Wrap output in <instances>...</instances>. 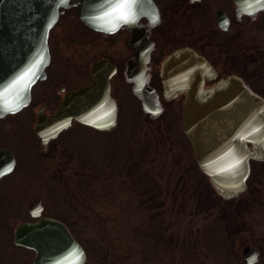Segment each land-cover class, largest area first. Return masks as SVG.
<instances>
[{
	"label": "flooded vegetation",
	"instance_id": "af4514ba",
	"mask_svg": "<svg viewBox=\"0 0 264 264\" xmlns=\"http://www.w3.org/2000/svg\"><path fill=\"white\" fill-rule=\"evenodd\" d=\"M70 4L73 6L59 15L49 31L48 58L44 60L42 72L30 86L29 93L19 88L22 83L11 82L9 96H16H12L5 106L0 100V264H33L35 251L17 245L15 231L21 225L46 219L58 221L67 228L82 248L81 264H158L157 258H153V241L145 252L143 249H127L125 234L121 229L128 222L127 217H138L140 220L143 209H156V197L146 203L140 196L138 202L127 204L123 200L124 192L118 193L116 188L108 187L106 201H95L98 197L92 187L95 176L114 174L118 181L126 176L123 148L125 130L119 119V113L123 112H137L148 124L162 118L168 120L175 114L179 116L182 141L188 149L189 162L192 158L199 178L194 190L197 189V201L202 211L218 209L211 220L215 226H221L226 240L232 243L237 241L241 232L255 230L256 235L251 233L249 241L239 247L232 246L234 253L230 254L229 262L248 264L246 257L256 251L259 257L254 264H264V227L247 224V214L252 213V206L264 199L261 188L256 186L264 178V170L261 169L264 160L249 159L250 176L242 195L231 200L222 198L209 178L199 170L191 153V145L182 132L185 94L165 98L162 80L164 61L178 50H192L212 66L214 74L212 72L209 79L204 77L205 89L235 74L232 68L239 59L240 39L245 38L248 26L253 27L261 20L264 26V0L247 4H242V0H125L119 5V10L123 8L120 18L113 21L119 24L117 28L109 24L104 30L86 25L81 20L78 0H72ZM5 23H8V19L2 21V27ZM257 74L264 77L263 66ZM97 79L108 82L109 94L116 103L117 120L113 129L96 131L73 121L67 129L52 136L44 137L37 132V127H41L43 121L57 113L68 94L94 84ZM136 88L142 97L149 98L153 111L159 112H144L142 99L135 94ZM152 97L156 99L155 105ZM175 105L177 112H174ZM168 122L164 125L171 126L172 122ZM81 128L102 136L101 146L104 150L107 148L109 158L113 155L119 160L118 169L75 170L70 173L72 166L63 162L69 161L70 157L73 160L69 154L72 151L64 147L62 140L66 135V139L70 137L67 141L71 140L81 132ZM89 145L92 149L93 144ZM91 149L89 158L93 156ZM120 152H123L122 155ZM188 172L189 167L185 169V183ZM45 178L53 180L45 182ZM38 181L42 185L34 186ZM53 182L60 188L69 187L63 184H71L74 193L61 197L65 200L58 202H46L37 196L32 198L34 193L53 190L50 186ZM76 183L81 187L75 185L73 188ZM84 184L88 187L82 194L80 190L85 189ZM115 194H119L117 201L113 198ZM35 199H40V202L35 204L37 209L32 211L31 204ZM96 209L103 212L98 213ZM239 210L244 212V217L240 216ZM150 212L145 211V219L158 221L150 216ZM86 224L118 226V248L104 249L98 244L99 249L95 248L93 241L89 242L83 235V230L75 228ZM154 225L157 229L158 224L154 222ZM153 232L148 235L151 239H157L158 235H152ZM135 235L142 241L145 239ZM16 248L22 251L20 259L15 256ZM143 253L147 254V261H143Z\"/></svg>",
	"mask_w": 264,
	"mask_h": 264
},
{
	"label": "water",
	"instance_id": "95a60500",
	"mask_svg": "<svg viewBox=\"0 0 264 264\" xmlns=\"http://www.w3.org/2000/svg\"><path fill=\"white\" fill-rule=\"evenodd\" d=\"M68 1L0 0V100L4 104L10 99L6 95L11 82H23L19 88L24 91L26 85L28 92L37 79L43 63L37 70L35 60L41 57L42 49L46 50L48 30L58 17L59 8L67 7ZM82 1L89 5L79 11L86 22L91 20V11L92 17L97 18L96 12L112 2L117 4L116 0ZM248 1L255 0H242V4ZM6 19L8 23L2 27ZM212 72V67L192 50L175 51L163 63L164 95L169 99L186 94L182 128L194 157L219 194L231 198L245 189L248 159L264 158V99L237 76L204 89V77L209 79ZM136 94L141 97L144 110L153 113L149 98L142 97L139 89ZM152 100L156 103L153 97ZM73 119L98 130L114 125L116 106L109 96L107 82L98 80L95 85L71 93L58 113L43 121L37 131L44 137L52 136L68 127ZM248 142L253 151L246 147ZM37 202H32L31 210L36 209ZM15 241L36 251L35 264L81 262L78 258L75 263L81 249L66 229L54 221L20 226Z\"/></svg>",
	"mask_w": 264,
	"mask_h": 264
},
{
	"label": "rangeland",
	"instance_id": "374dc122",
	"mask_svg": "<svg viewBox=\"0 0 264 264\" xmlns=\"http://www.w3.org/2000/svg\"><path fill=\"white\" fill-rule=\"evenodd\" d=\"M262 66L264 68V26L261 20L253 27L248 26L245 38L240 39L239 59L232 70L233 73L245 78L247 83L264 97V77L257 74L259 70L262 71ZM174 110V112L178 111L177 105L174 106ZM119 119L121 127L125 130L126 142L123 148L126 176L120 181L114 174L95 176V182L92 184L98 196L95 201H106L107 188L113 187L118 193L124 192L123 200L127 204L138 202L140 196L146 203L156 197L158 203L157 210L143 209L142 216H139L140 220L138 217H127L128 222L121 226L125 234L126 248L143 249L145 252L153 241V258H157L158 264H231L229 256L234 253L232 246L239 247L243 242L249 241L251 233L256 235L255 230L241 232L237 241L232 243L226 240L221 226L219 224L215 226L214 221L211 220L218 213V209L202 211L197 201V189L194 190L198 186L199 178L192 158L189 162L188 149L182 141L179 116L175 114L173 117H168V120L162 118L158 122L148 124L138 116L137 112H123L119 113ZM168 121L172 122L171 126L164 125L169 123ZM80 130L81 132L71 140L67 141L70 138L66 139L67 135L62 140L64 147L72 151L68 153L73 156V160L70 157L69 161L63 162L72 166L70 173L75 170L118 169L119 160L113 155L109 158L107 148L104 150L101 146L102 136L86 128ZM89 144H93L92 149ZM90 149L93 156L89 158ZM122 153L120 152V155ZM93 157L94 160L91 162ZM188 167L185 183L184 173ZM261 169L264 170V167ZM50 180L53 179L45 178V182ZM82 183L84 182L80 184ZM78 184H74L73 188L75 185L81 187ZM39 185H42L39 181L34 184L38 187ZM63 185L69 187L60 188L53 182V185H50L53 190H47V193H34L32 198L37 196L46 202L64 201L65 199L61 197L70 196L72 192L74 193V189H71V184ZM82 186H85L84 190H80L83 194L88 186L85 184ZM256 186L261 188V193L264 195V178L262 183H257ZM118 196L119 194H115L113 198L117 201ZM252 208V213L247 214L249 215L247 224L249 226L256 224V228L264 227V199L262 198V202L259 200L255 202ZM147 210L148 212L151 210L150 216L158 219L154 221L158 224L157 229L154 222L145 219L144 213ZM96 212L100 213L103 210L96 209ZM241 212L239 210L240 216L244 217V212ZM236 220L237 217L234 218V223ZM75 228H81L86 239L89 242L93 241L92 244L97 249L99 248L96 244L104 249H117L120 244L116 239V234L119 233L118 226L86 224L77 225ZM151 232L152 235H158L157 239L150 238L148 233L151 235ZM135 234L145 239L142 241ZM14 252L16 258L20 259L22 251L16 248ZM147 258V254L143 253V261H147Z\"/></svg>",
	"mask_w": 264,
	"mask_h": 264
},
{
	"label": "clouds",
	"instance_id": "9594fccd",
	"mask_svg": "<svg viewBox=\"0 0 264 264\" xmlns=\"http://www.w3.org/2000/svg\"><path fill=\"white\" fill-rule=\"evenodd\" d=\"M258 257H259V253L253 251L248 257H246V260L248 261V264H254V261L257 260Z\"/></svg>",
	"mask_w": 264,
	"mask_h": 264
},
{
	"label": "snow or ice",
	"instance_id": "6c2138e0",
	"mask_svg": "<svg viewBox=\"0 0 264 264\" xmlns=\"http://www.w3.org/2000/svg\"><path fill=\"white\" fill-rule=\"evenodd\" d=\"M126 18V17H125Z\"/></svg>",
	"mask_w": 264,
	"mask_h": 264
}]
</instances>
